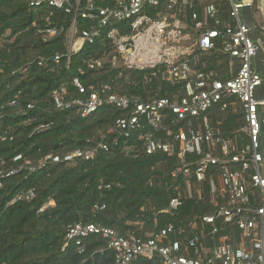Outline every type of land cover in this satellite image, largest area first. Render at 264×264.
I'll return each instance as SVG.
<instances>
[{"label": "trees", "instance_id": "1", "mask_svg": "<svg viewBox=\"0 0 264 264\" xmlns=\"http://www.w3.org/2000/svg\"><path fill=\"white\" fill-rule=\"evenodd\" d=\"M70 1L75 6L78 0ZM79 1L83 6L91 1L96 8H112L117 3ZM204 1L216 5L221 19L228 20L227 0ZM30 2L0 0V164L4 163L0 170H19L4 179L0 189V264H115V253L99 236L85 239L83 252L75 244L66 245L68 228L78 223H93L114 229L122 237L143 240L170 226L185 230L184 235H174L172 240L210 236L211 228L202 224L204 216L217 210L210 202L209 185L204 186L202 199L187 198L177 211H170L171 200L184 193V184L182 178L172 177L175 158L146 153L143 136L152 131L150 126L126 138L116 130V122L127 117L128 112L105 105L85 119L77 107L57 109L53 99V93L62 88L67 90L65 99L70 101L86 100L90 93L108 86L111 94L143 102L155 98L174 100L184 97V88L172 86L153 70L134 71L114 65L117 53L108 37L111 28L102 29L93 43L86 42L80 51L69 54L68 34L74 14L46 4L32 7ZM158 11H153L152 16L156 17ZM92 25V21L78 18L76 37ZM48 29L60 32L45 41ZM222 42L219 40L216 51L203 59V70L227 81L238 73L240 65L221 53ZM57 55L61 56L60 64L53 62ZM42 61H47L45 66H40ZM97 62L101 65L91 68ZM74 79H79L85 94L79 93ZM14 101L18 106L11 105ZM209 116L222 120L226 135L244 125L239 116L218 107ZM172 120L167 112L166 127L178 130L179 125H172ZM41 125L47 128L41 131ZM95 149L97 153L91 160L38 168L48 155L64 157L78 150ZM19 155L22 161L15 162ZM27 162L37 168L32 170ZM30 191L32 199L11 204L17 195ZM103 206V210H97ZM194 223L196 229L192 228ZM217 226L218 238L233 235L241 241L238 227L223 221ZM134 264L161 262L158 258L140 259Z\"/></svg>", "mask_w": 264, "mask_h": 264}, {"label": "built area", "instance_id": "2", "mask_svg": "<svg viewBox=\"0 0 264 264\" xmlns=\"http://www.w3.org/2000/svg\"><path fill=\"white\" fill-rule=\"evenodd\" d=\"M227 1L230 4L228 20L221 19L216 5L203 6L202 0H117L112 8H96L91 1L83 6L78 0L73 6L70 0H31L32 7L46 4L74 14L69 54L80 51L86 42L93 43L102 29L111 28L108 37L117 53L114 65L134 71L153 70L172 86L184 88V97L174 100L155 98L143 102L111 94L108 86L101 92L90 93L86 100L70 101L65 99L67 90L62 88L53 93V99L57 109L77 107L85 119L105 105L128 112L127 117L116 122V130L126 138L150 126L152 131L143 136L146 153L175 158L172 177L182 178L184 184V193L171 200L170 211H177L187 198L202 199L206 184L210 188V202L217 208L214 214L202 218V224L212 230L210 236L172 240L174 235H184L185 230L170 226L143 240L122 237L114 229L93 223H78L68 228L66 245L75 244L83 252L84 240L99 236L115 253V264L156 258L161 264H264V174L261 172L264 156L260 152V103L255 97L264 78L253 68L260 45L253 42L250 29L240 22L241 10L253 4L248 0ZM200 8L202 14L198 11ZM153 11H158L156 17L152 16ZM78 18L92 21L93 25L74 40ZM59 32L48 29L44 33L45 41L52 40ZM219 40L223 41L221 53L236 59L240 65L238 73L227 81L218 80L213 72L203 70L206 67L203 59L216 51ZM46 62L42 61L40 66ZM53 62L60 64L61 56H55ZM95 65L100 66L101 62L91 68ZM73 84L80 94L86 93L79 79H74ZM236 104L244 111L245 124L232 135H226L209 115L214 108L224 112ZM11 105L18 106L17 101ZM167 112L172 115V125H179L178 130L166 127ZM46 128L41 125L39 130ZM101 147L107 149L104 145ZM96 153L97 149L78 150L64 157L51 154L40 161L38 168L50 163L91 160ZM22 159L19 155L14 161ZM26 165L32 170L37 168L31 162ZM18 171L0 170V189L3 180ZM252 189L261 191V206L252 205ZM33 197L32 191L20 194L11 204ZM104 208L97 207V210ZM219 221L238 227L242 243L232 245L218 238ZM192 228L196 229L197 224Z\"/></svg>", "mask_w": 264, "mask_h": 264}, {"label": "crops", "instance_id": "3", "mask_svg": "<svg viewBox=\"0 0 264 264\" xmlns=\"http://www.w3.org/2000/svg\"><path fill=\"white\" fill-rule=\"evenodd\" d=\"M201 4L206 6L205 1L202 0ZM253 4V7H245L241 10L240 22L250 29V38L256 44L260 45L257 56L253 60V68L264 78V0H248ZM199 13L202 14V8H200ZM229 18V17H228ZM225 20V19H224ZM233 64H231L232 67ZM256 100L260 103L259 106V118L261 122V134H260V152L264 156V82L256 90L255 94ZM229 112L234 116H239V121L244 122V111L239 104L234 105ZM213 124H219L222 130V120H214ZM244 126V125H243ZM241 129V128H240ZM238 131V130H237ZM236 132V131H235ZM262 174H264V165L261 169ZM251 203L253 206L258 207L262 205L263 197L259 189H252L250 192ZM224 242L232 245H239L243 241V236L241 241L234 238L233 235L222 237Z\"/></svg>", "mask_w": 264, "mask_h": 264}, {"label": "rangeland", "instance_id": "4", "mask_svg": "<svg viewBox=\"0 0 264 264\" xmlns=\"http://www.w3.org/2000/svg\"><path fill=\"white\" fill-rule=\"evenodd\" d=\"M74 35H75L74 40H76L77 39L76 33H74ZM70 36L72 37V31H70L69 34H68V49L71 48V38H70Z\"/></svg>", "mask_w": 264, "mask_h": 264}]
</instances>
